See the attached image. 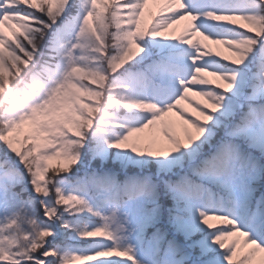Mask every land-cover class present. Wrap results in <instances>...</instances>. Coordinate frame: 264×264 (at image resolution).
<instances>
[{
  "label": "snow or ice",
  "instance_id": "1",
  "mask_svg": "<svg viewBox=\"0 0 264 264\" xmlns=\"http://www.w3.org/2000/svg\"><path fill=\"white\" fill-rule=\"evenodd\" d=\"M0 264H264V0H0Z\"/></svg>",
  "mask_w": 264,
  "mask_h": 264
},
{
  "label": "rangeland",
  "instance_id": "2",
  "mask_svg": "<svg viewBox=\"0 0 264 264\" xmlns=\"http://www.w3.org/2000/svg\"><path fill=\"white\" fill-rule=\"evenodd\" d=\"M222 51H224L223 49H221ZM225 54H227V53H225Z\"/></svg>",
  "mask_w": 264,
  "mask_h": 264
},
{
  "label": "trees",
  "instance_id": "3",
  "mask_svg": "<svg viewBox=\"0 0 264 264\" xmlns=\"http://www.w3.org/2000/svg\"><path fill=\"white\" fill-rule=\"evenodd\" d=\"M185 107H187V105H185Z\"/></svg>",
  "mask_w": 264,
  "mask_h": 264
}]
</instances>
